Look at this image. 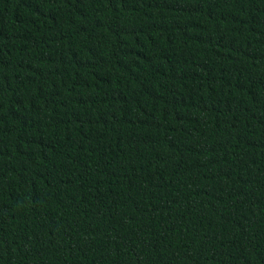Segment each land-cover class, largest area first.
<instances>
[{
	"label": "trees",
	"instance_id": "trees-1",
	"mask_svg": "<svg viewBox=\"0 0 264 264\" xmlns=\"http://www.w3.org/2000/svg\"><path fill=\"white\" fill-rule=\"evenodd\" d=\"M0 264H264V0H0Z\"/></svg>",
	"mask_w": 264,
	"mask_h": 264
}]
</instances>
